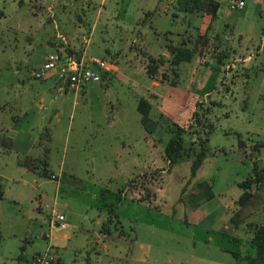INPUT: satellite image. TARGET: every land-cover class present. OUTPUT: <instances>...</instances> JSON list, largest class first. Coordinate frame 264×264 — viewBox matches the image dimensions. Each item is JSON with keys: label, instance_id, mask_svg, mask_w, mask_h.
I'll return each mask as SVG.
<instances>
[{"label": "rangeland", "instance_id": "374dc122", "mask_svg": "<svg viewBox=\"0 0 264 264\" xmlns=\"http://www.w3.org/2000/svg\"><path fill=\"white\" fill-rule=\"evenodd\" d=\"M182 2L0 0V264H27L47 243L59 258L53 264H247L231 252L254 255L246 225L261 221L264 191L251 188L242 223L229 219L250 159L264 165V8L220 1L209 18L181 10ZM197 30L206 32L195 59L171 66L180 41ZM168 43L171 54L162 51ZM48 48L74 49L84 65L102 60L107 73L57 89L51 75L32 76ZM144 52L165 59L152 79ZM187 89L197 90L193 110L208 112L201 124L193 114L182 124L190 125L183 157L167 167L170 120L159 113L180 108L171 96ZM140 97L156 120L151 134L140 124ZM208 122L206 152L191 177ZM205 180L214 196L198 203L195 184ZM57 213L67 224L62 238L48 227Z\"/></svg>", "mask_w": 264, "mask_h": 264}, {"label": "trees", "instance_id": "16d2710c", "mask_svg": "<svg viewBox=\"0 0 264 264\" xmlns=\"http://www.w3.org/2000/svg\"><path fill=\"white\" fill-rule=\"evenodd\" d=\"M180 4H181V2H180ZM180 4H179V6H180L181 10H184V11L190 12V13L191 12L203 13L205 15H208L209 18H212L213 16H215L217 8L219 6V2L214 1V0H183L182 5H180ZM194 32H195L194 36H193L194 39L191 40L188 37H185V39H182L180 41L181 45L176 48V52H174V56L171 59V63H170L171 66L174 65V67L178 68V66L181 63H187L188 64V63L192 62V60L195 59V55L199 52V51L198 52L196 51L197 43L200 42L199 38H201V34L205 33L206 31H198L197 30ZM202 38H204V37H202ZM198 45H200V44H198ZM170 46H172V45L169 43L166 45V47H168L170 49V54H171L173 51H172V48ZM50 50L51 51H57L59 53V55H61V57H65L67 55L70 56L72 53H75L76 55H75L74 59L76 61L79 60V52L75 51L74 49H73L74 50L73 51L72 49L67 48V49H65L66 51L64 54L59 52L55 48H52V49L50 48ZM50 50H49V52H51ZM143 56L147 57V59L149 60V63H151L150 67H148L146 69L144 67V73L149 79H152V78H154L156 69L158 68L159 65H162L165 62V59H163L162 56L153 57L152 55H149L145 52H144ZM43 59L39 62V64L43 61ZM217 60H219V56H218ZM84 66H87L88 68L96 71L99 75V79L97 81H90V82H98L100 79H102L103 75L105 76V74L107 73L106 69L104 70V69H101L100 67L96 66V64L94 63L93 60L90 61L89 64L84 65ZM171 71L173 72L174 76L177 75L176 72L174 71V69H171ZM47 75H51L52 78L54 79V81L59 85V83L55 80V75L53 72L46 74V76ZM41 79H43V78H41ZM173 84H174V81H173V83H171V85H173ZM61 88H63V87H61ZM64 90H65V87H64ZM196 91L197 90H194V89H192V90L187 89L184 92H182V94L180 96L179 95H172L171 96L172 99H174L178 104H180L181 107L176 108L174 111H171V112L166 111V110H161L159 113V116H165V118L170 120L169 125H168V130L171 132V136L166 141V143L164 144L163 149H162L163 158L166 161L167 167L174 165L176 163V161H178L179 158L183 157L182 152H183V148H184L183 143L185 140L184 135H185V133L188 132V130H189L188 128L190 125H188L187 129H184L182 124H184L186 122V119L189 118L192 114L194 115V120H196L195 123L201 124L200 118L205 117V115L208 112L209 107H205V109L202 112H198V111L193 110V107H195V105H199V103H197V101H196V99L198 98ZM187 100H188V102H187ZM183 101H185V102H183ZM216 104L217 103H215L214 105H216ZM136 109H137V112L139 113V120H140V124H141L142 128L145 130L146 133L151 134L156 127V120H153L148 116V112L150 109V103L145 98L140 97L137 101ZM202 127H203V124H202ZM210 128H212V123L208 122L207 123V129L204 131L205 132L204 133L205 138L202 140L201 139L199 140L200 146L197 144V146H199V149L190 161L189 175L191 177L195 174L196 170L199 168V166L201 165L202 160L204 158V155L206 152L205 149H206L207 134L209 133ZM237 137H238V147L243 146L240 135L237 134ZM1 142L4 143L7 147L11 146V138L10 137L2 138ZM255 147L253 146L252 148H255ZM254 159H256V158L253 157V159L252 158L250 159L251 160L250 174H248L242 180L236 182V185L238 186V188H240L241 191H240L238 197L236 198L235 204H234L237 206V208H236L235 212H233V215L231 216V218L229 219L230 224L233 226L239 225L240 223H242V219H245L246 214H241V210L254 197V195H253L254 193H252L251 188L254 186L257 189L261 188L262 191H264V165L260 166L259 164H257L254 161ZM43 163H45V162H43ZM47 174L48 173H46V171L44 169L42 175L47 176ZM195 186L197 188V191L195 192V196L192 195V197L197 198L199 200L198 203L205 202V201H208L211 198H213L214 194L212 191L211 183H209L208 181L205 180L203 183H202V181L197 182L195 184ZM118 191H120V189L117 190L116 192H113L112 195L117 196ZM2 193L3 192L0 188V198L2 196ZM262 193H263V195L261 198L263 200L262 202H264V192H262ZM102 194H104V192H101L99 195H102ZM137 199H138L137 201L141 200L140 197H138ZM144 200L147 201V197ZM195 204H196V202H195ZM102 205L104 207L106 206L105 207L106 211L111 210V208H110L111 206H109L108 203H106V204L102 203ZM196 205H199V204H196ZM262 211L264 212V210H262ZM247 223H248V227L245 223L246 231L250 232V237H248L247 241H248V245H249L250 249L254 251V255L252 257H248L247 254L239 256L240 250L233 251V252H231V254L235 259H237V257H242L244 260H246L247 264H250V263H262L263 264V262H264V213L262 215V219L260 222H253L250 220ZM249 225H251L250 226L251 228H249ZM238 242H239V240H238ZM19 258H20V256H19ZM30 258H29V261H30ZM58 262H59V259L56 258L55 263H58ZM50 264H53V263H50Z\"/></svg>", "mask_w": 264, "mask_h": 264}, {"label": "built area", "instance_id": "2783aa9c", "mask_svg": "<svg viewBox=\"0 0 264 264\" xmlns=\"http://www.w3.org/2000/svg\"><path fill=\"white\" fill-rule=\"evenodd\" d=\"M217 2L224 1L230 9H243L247 0H214ZM254 5L264 8V0H250ZM96 66L103 68L105 64L101 60H93ZM53 72L55 80L60 87L68 90H76L81 84L97 81L99 75L96 71L84 66L80 61H76L71 56L61 57L57 51L46 53L43 61L33 69L32 76L41 79L46 74ZM64 216L60 213L54 215L53 219L48 220L50 231L56 232L66 228ZM44 236L48 237L49 233ZM55 259L53 248L47 244L46 249L42 253H34L27 264H50Z\"/></svg>", "mask_w": 264, "mask_h": 264}, {"label": "crops", "instance_id": "0c3cea01", "mask_svg": "<svg viewBox=\"0 0 264 264\" xmlns=\"http://www.w3.org/2000/svg\"><path fill=\"white\" fill-rule=\"evenodd\" d=\"M258 8H261V7L258 6V5H255V6H254V11L258 12ZM263 13H264L263 10H260L258 14H259V15H260V14L264 15ZM165 46H166V45H164V48L162 49V51H165ZM49 50H50V49L48 48V50H46V51H47L46 53H48ZM50 51H51V50H50ZM41 60H42V58H41ZM41 60H40V61H41ZM80 60L82 61V58H81V56L79 55V60H78V61H80ZM38 64H39V63H38ZM54 85L57 86V87H56L57 89H64V87L61 88V87H60L55 81H54ZM65 90H68V89L65 88ZM206 94H207V93H204L203 95H206ZM13 135H14V134H11V136H13ZM14 136H15V135H14ZM10 138H11V137H10ZM33 138H35L34 135H33ZM11 140H12V138H11ZM43 236H44V235H43ZM54 236H55L56 238H62V237H63V233H61L60 231H57V232L54 233ZM47 244H48V243H47ZM55 258H58V257L56 256ZM58 259H59V258H58Z\"/></svg>", "mask_w": 264, "mask_h": 264}]
</instances>
